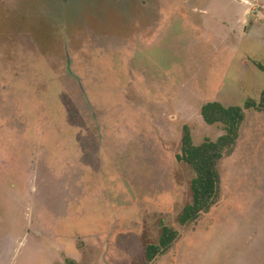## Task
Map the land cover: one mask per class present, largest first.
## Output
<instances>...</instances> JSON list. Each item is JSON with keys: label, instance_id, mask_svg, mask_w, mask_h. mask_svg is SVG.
Returning a JSON list of instances; mask_svg holds the SVG:
<instances>
[{"label": "rangeland", "instance_id": "1", "mask_svg": "<svg viewBox=\"0 0 264 264\" xmlns=\"http://www.w3.org/2000/svg\"><path fill=\"white\" fill-rule=\"evenodd\" d=\"M264 0H0V264H264V110L189 224L179 161L221 124L208 101L264 90Z\"/></svg>", "mask_w": 264, "mask_h": 264}, {"label": "trees", "instance_id": "2", "mask_svg": "<svg viewBox=\"0 0 264 264\" xmlns=\"http://www.w3.org/2000/svg\"><path fill=\"white\" fill-rule=\"evenodd\" d=\"M264 71V65L256 63ZM255 108L264 110V90L260 99L245 100L243 105H224L213 100L201 106V116L209 124H221L223 133L215 140L209 138L195 144L190 127L183 126L181 137V152L177 155L179 161L188 164L194 176L190 182L191 201L187 203L178 215L181 225L196 221L199 216L210 210L218 198L220 187L219 163L224 156L230 155L239 140L241 127L246 118V110ZM178 231L162 224L161 232L156 243H147L144 247L145 264L152 263L158 256L166 253L178 238ZM55 264H81L72 258Z\"/></svg>", "mask_w": 264, "mask_h": 264}]
</instances>
